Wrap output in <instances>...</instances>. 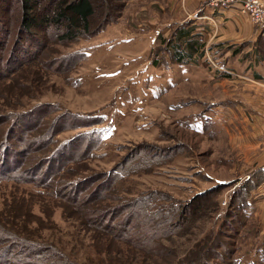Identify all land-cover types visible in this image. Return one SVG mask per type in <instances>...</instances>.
I'll return each mask as SVG.
<instances>
[{
    "label": "rangeland",
    "instance_id": "374dc122",
    "mask_svg": "<svg viewBox=\"0 0 264 264\" xmlns=\"http://www.w3.org/2000/svg\"><path fill=\"white\" fill-rule=\"evenodd\" d=\"M45 1L36 4V15ZM182 1L93 0L99 19L124 6L99 32L62 41L49 25L28 33L19 26L21 0H0V145L6 141L12 152H25L21 166L9 172L11 177L0 172V264H44L53 259L45 254L27 259V249L11 239L12 234L38 246L57 247L68 264H165L173 253L184 256L189 248L205 250L216 233L226 247H235L238 263L220 248V258L203 253L207 264H240V255L246 256L242 264H264V254L258 252L264 226L260 210L249 207L238 221L228 220L234 219L233 226L223 225L233 190L264 160V138L256 135L255 144V135H249L240 118L233 114L225 115L227 120L223 114L219 118L212 106L225 100L235 108V101L247 116L249 100L257 102L253 114L263 127L264 80L222 65L202 34L198 36L205 53L196 60L175 61L171 49L184 45L185 37L174 42L168 26L176 18L173 28L184 34L190 20L182 14ZM210 1L216 9L250 19L257 38L253 45L242 44H251L247 50L263 56L264 14L251 12L249 0ZM205 110L211 115L203 116ZM20 121L25 126L20 127ZM13 157L11 153L9 161ZM2 159L0 153V169ZM119 164H126L128 173L116 179L117 189L112 191L106 183L108 173ZM99 174L104 176L91 188H108L87 206L99 208L105 202L114 207L108 210L112 215L107 223L120 231L146 191H158L162 198L158 203L167 209L191 201L189 221L180 226L173 220L166 223L172 231L177 227L182 232L161 239L167 253L90 225L83 203L62 197V192H74L69 182L86 175L89 181ZM223 181L227 183L194 200ZM107 193L116 198L107 199ZM120 209L124 212L115 217ZM147 212L135 215L127 233H141L142 224L136 226Z\"/></svg>",
    "mask_w": 264,
    "mask_h": 264
},
{
    "label": "trees",
    "instance_id": "16d2710c",
    "mask_svg": "<svg viewBox=\"0 0 264 264\" xmlns=\"http://www.w3.org/2000/svg\"><path fill=\"white\" fill-rule=\"evenodd\" d=\"M40 3L42 4L41 0H21V15L19 19V26L23 27L26 31H28V33H33L34 27H44V25L52 26L56 29L55 32L58 34L59 40L62 41L75 40L79 37L89 36L99 32L107 25V23H109V21H111L115 16H117L119 12H121L120 9H122L124 6V3L123 6H116L114 8L116 9V12L108 13V11H106L107 13L105 12L106 14H104L103 17L99 19L96 18V16H100V14H97L96 5L93 0H47L45 1V8H43L41 14L36 15L35 6L36 4L40 5ZM114 9L112 8V10ZM7 30L9 32V26ZM171 53L173 59L177 62H183L184 60L189 59L196 60L199 56L205 53L204 43H201L199 36L197 35L189 39L186 44L181 45L180 43L178 47L175 46V48H172ZM25 54H27V52ZM262 57L264 58V55ZM95 122H100V119ZM25 124L26 123L24 121L19 122L20 127L25 126ZM5 142L6 141H4L3 146L0 145V153H3V167L0 169V172L9 176V172H14L18 169V164L19 166H21L25 152L14 153L10 148V143ZM11 153L14 154V160L9 161ZM46 162L48 164V161ZM46 162L42 165V167L46 165ZM54 166L55 164L51 166V168H53ZM126 169V164L124 166H121V164H119L113 169L112 172L108 173L109 179L106 183H108V187H110L112 191L114 189H117L116 179L118 180L123 175H125V173H128L126 172ZM104 174H99V177L95 176L94 179H91L89 181H85L88 177H90V175H86L83 178H79L77 180L69 182L68 185L71 186V188H74L72 190L74 192H62V197H65L71 203H74L76 205L83 203L84 213L86 214L85 218L90 225L93 224L94 226H98V228L100 229H106L109 234L115 237H119L120 239H126L127 241L131 242L132 244H136L139 247L147 246L151 250H157L160 253H167L168 248L167 250L164 249V244H162L161 239L170 238L171 234L180 236L182 232H178L177 227L175 229L176 231H172L170 227H168L169 225L166 226V223L169 220H173V222H178L176 224L177 226H180L181 224H185L187 220L189 221L191 218L189 216L192 215L193 212L190 209L191 201L187 202L183 206H172L171 209H167L164 206H160V204L158 203V200H162V198L158 195V191H146L139 198H137V202L133 206V211H131L132 213H128L130 214L129 219L123 224V231H120L119 229L111 228L107 223L110 215H112V213H109L108 210L110 211L114 207L104 205L105 202L101 203L99 208H92L87 206V204H91L97 198L101 197L102 189L108 188L103 186L101 187V185L96 190L94 189V187L91 188L93 182L103 177ZM6 175H2L1 178L7 177ZM16 176L19 177L14 178H20V175ZM263 181L264 167H259L256 171L253 172V174L244 179L240 183V185L235 187L231 195L226 220L223 221V225H228V227H231L233 226L232 222L234 221V219L229 223L228 220L230 218H235V222L242 218L243 210L248 209L251 205L253 190L256 189ZM225 183L227 182L223 181L209 188L208 190L198 193L194 197V200H198L199 198L206 196L205 194L211 193L216 188L224 185ZM84 191L86 192L84 197L79 200V195ZM105 196L107 199L116 198L115 195H111L109 193L105 194ZM149 205H151L152 207L154 205H157L159 207L149 210L151 208V206ZM142 210H146L149 213L147 212V215H145L141 223H137L138 226L135 225L136 227H139L140 224H142L143 229L139 230L141 233H138L137 230L127 233L128 229L132 228L130 226L133 225L135 215L137 213H141ZM123 212L124 209L118 210L115 217H119ZM20 237L21 236L15 234H12L10 236L11 239L13 238L15 241L18 240L17 242H21L22 246H25L23 250L27 249L25 252L27 259H32L33 256L39 257L40 254H45V257L53 259L49 261L43 260L44 264H68L67 261H62L65 260L63 259L65 257V254L60 252L62 250H59L57 247H43L42 245L38 246L37 243H30L29 240H25ZM208 242L210 243V246H208L205 250L198 247L189 248V250L187 249V251L185 252L184 256H181L179 254L175 255V253H173L174 257H172V260L170 259L165 264H207L208 261L206 260V258L203 259V253L209 252L214 256L220 258V248L226 249L227 256L230 259L232 258V256L234 257V254L236 253L235 247H232L231 245H228L226 247L225 241L221 239V237H218L217 233L214 236L210 237ZM231 262L238 263L235 257L231 259Z\"/></svg>",
    "mask_w": 264,
    "mask_h": 264
},
{
    "label": "crops",
    "instance_id": "0c3cea01",
    "mask_svg": "<svg viewBox=\"0 0 264 264\" xmlns=\"http://www.w3.org/2000/svg\"><path fill=\"white\" fill-rule=\"evenodd\" d=\"M184 6L181 8L183 15H186V19H189L190 22H187L182 30L184 34H181V31H175V25L178 21L176 18L174 24L169 23L168 31L172 34L174 42L182 41V35L185 37V44L191 37L202 34L206 45H211L213 53L217 56L222 65L233 67L238 72L254 79L264 80V58L257 51H248L247 48H251V44L256 41L257 31L255 25L250 21V19L242 14H233L225 9H216L211 4L210 0H183ZM181 2V3H182ZM209 16L213 17L211 19ZM185 19H180L183 21ZM174 26V28H173ZM201 36V35H200ZM264 40V36L262 37ZM244 41H249L251 44L244 46L242 43ZM230 45H236L231 47ZM246 47V48H242ZM172 50V49H171ZM182 63V62H181ZM217 72H220L217 70ZM220 74V73H219ZM232 75V74H231ZM228 75V76H231ZM234 76V75H233ZM249 89L257 90L255 86L249 85ZM264 100V99H263ZM249 115L245 116L246 111L243 110V105L235 102L236 107H232L230 102L223 100V102L218 104H212V106L217 107L215 109L216 116L220 118V114H223V118L227 120L224 116L234 115L235 117L240 118L238 121L243 122L241 125L244 129L249 131V135H255V144L257 141L258 134L263 135L264 138V125L261 126L262 120L257 118L254 113L257 102L249 100ZM222 105V107H218ZM214 109V108H212ZM237 111H236V110ZM212 111L205 110L202 111L203 116H209ZM215 116V114H214ZM234 117V118H235ZM235 121V119H233ZM223 122V121H222ZM239 126V125H238ZM261 128V129H260ZM263 128V129H262ZM257 135V136H256ZM262 137V136H258ZM260 167H264V160L259 163ZM252 202L250 205V210L253 208L256 209V213L260 212L264 216V181L254 189V195H252ZM261 215V214H259ZM264 225V224H263ZM260 240L262 239L263 245L258 248V252L264 254V226L261 228L260 235L258 236ZM250 250V249H249ZM249 252V251H248ZM249 255L253 256V253L250 252ZM250 256V257H252ZM246 257V256H245ZM242 255L239 256L240 264L243 263L245 258ZM250 260V259H249Z\"/></svg>",
    "mask_w": 264,
    "mask_h": 264
},
{
    "label": "built area",
    "instance_id": "2783aa9c",
    "mask_svg": "<svg viewBox=\"0 0 264 264\" xmlns=\"http://www.w3.org/2000/svg\"><path fill=\"white\" fill-rule=\"evenodd\" d=\"M217 1L219 0H216L215 2ZM248 5L250 11L256 13L258 16L264 14L263 7H261L264 5V0H249Z\"/></svg>",
    "mask_w": 264,
    "mask_h": 264
}]
</instances>
